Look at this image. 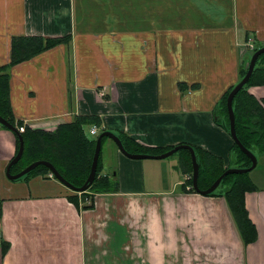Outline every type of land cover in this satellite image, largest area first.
Listing matches in <instances>:
<instances>
[{"label": "crops", "instance_id": "1", "mask_svg": "<svg viewBox=\"0 0 264 264\" xmlns=\"http://www.w3.org/2000/svg\"><path fill=\"white\" fill-rule=\"evenodd\" d=\"M17 37L69 38L10 69L26 126L96 116L90 139L106 129L148 149L190 145L227 168L234 140L213 112L251 60L249 41L264 47V0H0V65ZM249 92L264 99V86ZM103 148L120 190L84 209L55 178L10 180L17 139L0 127V264H264V171L246 193L257 239L245 244L225 198L184 191L180 154L174 164Z\"/></svg>", "mask_w": 264, "mask_h": 264}, {"label": "trees", "instance_id": "2", "mask_svg": "<svg viewBox=\"0 0 264 264\" xmlns=\"http://www.w3.org/2000/svg\"><path fill=\"white\" fill-rule=\"evenodd\" d=\"M69 42V38L43 39L40 37H17L12 43V57L8 65H0V116L16 127L24 141V153L20 161L10 169L11 174H18L29 165L37 161L51 163L58 173L74 187H82L87 181L91 172L93 157L96 149L97 139H90L85 131L87 126L101 127V120L96 116L75 117L73 122L60 125L54 132L33 130L25 126L23 121L17 120L14 116L10 101V69L22 62L52 49L62 43ZM261 47H255L253 55ZM249 65L242 67L240 72L241 81L248 72ZM253 86H264V54L258 58L254 72L249 82L238 92L233 101V108L236 120V132L238 139L248 148L249 151L259 157L264 155V99L259 101L250 92ZM234 86L230 87L220 99L214 109L216 123L224 127L230 133V121L227 109V99ZM1 128L8 130L0 125ZM24 127V131L20 128ZM106 129H102L105 132ZM101 132V133H102ZM100 133V134H101ZM99 134V135H100ZM98 135V136H99ZM17 139V152L19 150V138ZM127 152L131 154L160 155L166 151L145 147L128 136H119ZM98 138V137H97ZM109 140L105 137L102 140V151L98 163L97 173L94 182L85 192H75L69 199L78 203V196L84 200V209L94 208V196L97 194L118 193L120 190L119 181L116 176L104 173L102 154L104 143ZM169 151V150H168ZM199 164L198 187L207 190L213 183L230 168L245 169L252 165L250 158L239 149L237 144L231 149L230 165L224 167L222 158L194 148ZM16 152V154H17ZM180 169L183 173L192 176L186 184L191 189L185 192L198 193L193 186V164L189 151L180 150ZM51 171L43 166H37L29 174L17 180H27L36 176H48ZM244 174H229L225 176L220 186L210 197L225 198L232 217L240 232L245 244H250L257 239V232L254 223L249 217L246 208V193L257 191L251 178ZM55 178V177H54ZM56 179V178H55ZM2 252L6 254L10 244L1 242Z\"/></svg>", "mask_w": 264, "mask_h": 264}, {"label": "water", "instance_id": "3", "mask_svg": "<svg viewBox=\"0 0 264 264\" xmlns=\"http://www.w3.org/2000/svg\"><path fill=\"white\" fill-rule=\"evenodd\" d=\"M264 54V47L258 49L251 57L250 63H249V67H248V72L246 73V75L244 76V78L239 81L234 88L232 89V91L230 92L228 99H227V111L229 114V121H230V135L232 137V139L234 140V142L237 144V146L239 147V149H241V151L243 153H245L250 160L252 161V165L249 168H245V169H238V168H230L228 169L223 175H221L210 188H207V190H200L198 187V177H199V164L197 161V156H196V152L194 151V148L190 145H178L176 147H174L173 149L166 151L163 154L160 155H145V154H131L129 152L126 151V149L124 148V145L122 143L123 140L120 139V137H118L117 135H115L114 133L109 131H105L102 132L98 138H97V144H96V149H95V153H94V157H93V163H92V167H91V172L89 174V177L87 179V181L85 182V184L82 187H74L72 184H70L68 181H66L59 173L58 171L54 168V166L46 161H37L32 163L31 165H29L27 168H25L24 170H22L21 172H19L18 174H11L10 173V169L13 165L17 164L20 159L23 156L24 153V141L22 136L20 135L18 129L16 127H14L10 122H8L6 119H4L2 116H0V125L7 128L8 130L12 131L14 134L17 135V137L19 138V150L17 152V154L15 155V157L10 161L8 168H7V177L12 180V181H17L21 178H23L24 176H26L27 174H29L32 170H34L37 166L43 165L45 167H47L51 173L54 175V177L63 185H65L66 187H68L69 189H71L72 191L75 192H85L88 190L89 186L94 182L95 177H96V173H97V168H98V163H99V159H100V154L102 151V140L103 138L107 137L109 138V140L111 139V141H113L116 146L120 149V151L126 155L127 157L131 158V159H166L171 157L172 155H174V153H177L180 150H187L189 151L190 155H191V159H192V164H193V188L200 193L201 195L207 196L211 193L214 192V190H216L223 178L229 174H244V173H248L253 171L254 169H256L257 165H258V158L257 156H255L252 151H249L248 148L244 147V145L240 142V140L238 139L237 136V132H236V120H235V114H234V108H233V101L235 96L238 94V92L247 84V82H249V79L251 78L257 60L259 57H261V55Z\"/></svg>", "mask_w": 264, "mask_h": 264}, {"label": "rangeland", "instance_id": "4", "mask_svg": "<svg viewBox=\"0 0 264 264\" xmlns=\"http://www.w3.org/2000/svg\"><path fill=\"white\" fill-rule=\"evenodd\" d=\"M249 62H250V60H249ZM249 62H247L248 65H249ZM25 126H26V124H25ZM93 138H95V136H94ZM107 143H111V145L115 146L114 142L111 141V139H110V140H107ZM105 153H106L105 148H103V154H104V157L106 156ZM103 154H102V163H103ZM178 157H179V153L177 152V153H174V155H172L171 157L166 158V159H164V160H166V161H171V162H173L174 164H177ZM259 157H260V156H259ZM257 158H258V157H257ZM258 161H259V159H258ZM228 167H229V166H228ZM259 167H260V168H259ZM110 168H112V167H109V169H110ZM256 169H260L259 171H260V172H263V171H264L263 162H260V163H259V166H257ZM256 169H254V170L251 171V172H248V173H247V174H248L247 176H248L249 178H252V177L255 178V176L257 175V170H256ZM258 173H259V172H258ZM50 175H52V177H51ZM48 177H49V178H54V177H53V174H49ZM189 177L191 178L192 176L189 175ZM187 181H188V180H187ZM192 187H193V186H192Z\"/></svg>", "mask_w": 264, "mask_h": 264}, {"label": "built area", "instance_id": "5", "mask_svg": "<svg viewBox=\"0 0 264 264\" xmlns=\"http://www.w3.org/2000/svg\"><path fill=\"white\" fill-rule=\"evenodd\" d=\"M248 47H249V49H254V45L252 44V41H249V43H248V45H247ZM98 126H96V125H94L93 127H92V129H91V134L92 135H96V134H98ZM20 131L22 132V131H24V127H21L20 128ZM51 177H52V175H50ZM53 177H54V175H53ZM192 178V177H191ZM189 176H188V178H187V180H189V179H191ZM189 189H191V187L189 186Z\"/></svg>", "mask_w": 264, "mask_h": 264}]
</instances>
